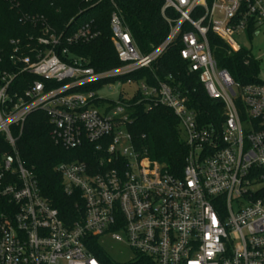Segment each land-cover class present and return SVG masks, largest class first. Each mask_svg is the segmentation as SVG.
<instances>
[{
	"label": "built area",
	"instance_id": "obj_1",
	"mask_svg": "<svg viewBox=\"0 0 264 264\" xmlns=\"http://www.w3.org/2000/svg\"><path fill=\"white\" fill-rule=\"evenodd\" d=\"M109 1L114 67L96 69L71 53L100 35L90 22L66 34L44 21L37 37L10 41L9 65L0 69V264H106L100 249L114 264H264V81L259 74L235 80L219 66L211 37L229 53L246 51V66L260 62L237 36L264 33V0H163L168 33L147 50ZM175 44L188 72L223 106L221 121L203 123L172 75L155 73ZM144 70L154 72V83L132 78ZM20 74L37 78L22 89ZM105 87L121 90L119 99L98 97ZM142 103L166 106L179 119L187 147L181 175L152 160L133 137L131 109ZM36 111L47 115L56 144L88 145L94 155L56 165L64 193L76 199L77 217L69 222L42 194L18 148ZM107 239L134 257L112 258Z\"/></svg>",
	"mask_w": 264,
	"mask_h": 264
},
{
	"label": "trees",
	"instance_id": "obj_2",
	"mask_svg": "<svg viewBox=\"0 0 264 264\" xmlns=\"http://www.w3.org/2000/svg\"><path fill=\"white\" fill-rule=\"evenodd\" d=\"M129 30L139 47L151 49L159 44L168 33V26L161 15L163 0H115ZM113 5L109 0H0V69L9 65L12 51L10 41L20 38L28 42L43 31L45 21L56 32L71 34L84 23H92L100 35L91 42H82L70 47L72 54L84 57L96 69H108L119 64L111 40L110 16ZM215 57L219 66L227 69L235 80L255 81L260 73V62L252 60L245 65L246 51L229 53L219 38L211 35ZM35 40V39H34ZM31 40L32 45L35 44ZM155 73L161 77L171 74L175 83L188 95L189 106L199 114L203 123L223 119V106L208 97L197 74L187 70V63L180 55V46L175 44L159 59ZM252 75V76H251ZM145 77L154 83V72L144 70L132 75L134 80ZM37 77L20 74L17 83L26 88ZM101 84L90 86L97 89ZM123 95V94H122ZM130 130L139 148L152 159L166 165L170 173L181 175L185 166L187 147L180 132L179 119L174 112L162 105L149 106L146 103L134 105L131 109ZM52 125L41 111L32 113L18 141V148L27 166L33 167L42 194L59 210L66 221L77 217L75 198L64 193L62 176L56 165L62 161L83 158L93 160L88 145L79 149H67L51 138ZM4 145L2 151L6 150ZM99 255L106 264H114L100 249Z\"/></svg>",
	"mask_w": 264,
	"mask_h": 264
},
{
	"label": "rangeland",
	"instance_id": "obj_3",
	"mask_svg": "<svg viewBox=\"0 0 264 264\" xmlns=\"http://www.w3.org/2000/svg\"><path fill=\"white\" fill-rule=\"evenodd\" d=\"M237 40L244 48L251 49L253 54L259 58L261 64L259 79L264 81V33L256 35L253 39H248L245 35L237 36ZM123 89L131 93L133 86L126 85L123 86ZM120 92L121 90L117 88L105 87L97 90V96L106 98L112 102L119 99ZM103 247L112 258L119 261L130 260L134 257L133 252L128 246L114 240H104Z\"/></svg>",
	"mask_w": 264,
	"mask_h": 264
}]
</instances>
